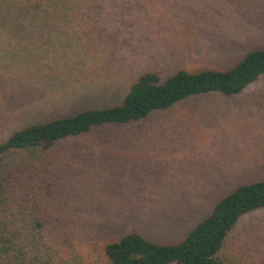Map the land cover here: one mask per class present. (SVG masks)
Segmentation results:
<instances>
[{"label":"rangeland","instance_id":"obj_1","mask_svg":"<svg viewBox=\"0 0 264 264\" xmlns=\"http://www.w3.org/2000/svg\"><path fill=\"white\" fill-rule=\"evenodd\" d=\"M253 49H264V0H0V142L121 104L146 71L227 70ZM3 164L0 218L23 264H111L106 245L130 231L180 242L220 199L264 179V74ZM18 250L0 263L21 264ZM221 255L264 264V207L240 218Z\"/></svg>","mask_w":264,"mask_h":264},{"label":"trees","instance_id":"obj_2","mask_svg":"<svg viewBox=\"0 0 264 264\" xmlns=\"http://www.w3.org/2000/svg\"><path fill=\"white\" fill-rule=\"evenodd\" d=\"M264 74V49H253L227 70L205 69L191 72L179 69L162 80L156 71H146L132 83L121 104L82 109L76 113L29 124L0 142V211L5 206L1 193L6 180L4 159L16 151L50 149L56 142L90 132L94 128L125 124L147 118L153 111L170 108L191 95L222 92L239 93L247 84ZM264 207V179L242 184L220 199L211 213L177 243H157L137 231H130L106 245L111 264H229L221 255L231 230L247 213ZM0 218V253L25 263L8 233V224ZM39 224V223H38ZM14 239V240H13ZM25 253V254H24ZM0 264H5L1 261Z\"/></svg>","mask_w":264,"mask_h":264}]
</instances>
